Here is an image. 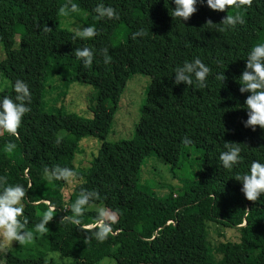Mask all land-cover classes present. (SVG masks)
I'll return each mask as SVG.
<instances>
[{
    "label": "trees",
    "instance_id": "obj_1",
    "mask_svg": "<svg viewBox=\"0 0 264 264\" xmlns=\"http://www.w3.org/2000/svg\"><path fill=\"white\" fill-rule=\"evenodd\" d=\"M70 3L79 11L71 12ZM101 3L113 7L119 19L98 18L94 9ZM65 4L69 13L61 16ZM175 7L174 0H0V82L5 85L0 99L15 100L17 79L31 92V112L18 136L0 134V176L27 189L20 219L27 217L28 230L34 232L48 203L56 206L49 231L34 232L44 239L23 250H8L4 264H99L106 257L117 264H264V195L248 201L242 183L234 179L247 173L253 161L264 163V129L245 127L250 93H241L238 83L249 51L264 43V0L224 12L198 0V11L187 21L174 20L170 11ZM227 14H239L244 23L224 33L204 26L209 19L220 23ZM45 26L51 30L44 32ZM73 26H93L98 35L73 39ZM140 29L147 35L133 39ZM84 47L94 51L89 68L73 54ZM104 48L111 56L107 64ZM197 57L211 69L207 86L199 88L195 77L191 86L176 85L175 69ZM223 73L224 82L216 79ZM135 74L150 81L132 138L102 142L89 166L78 167L79 142L108 135L120 96ZM71 83L96 91L90 99L91 118L47 106L48 89H58L56 98H63ZM184 137L192 143L185 146ZM8 142L16 145L11 153L5 150ZM225 142L240 144V162L232 169L219 160L227 150ZM151 158L160 159L181 184L178 194L156 186L152 178L143 181V167ZM184 165L191 176L177 174ZM56 166L77 172L72 187L44 172ZM82 189L100 194L89 205L117 213L115 234L103 243L86 240L91 232L60 223L72 214ZM33 201H40L39 206L33 207ZM88 206L81 217L85 225L94 224L98 214ZM208 223L236 230L238 240L212 243ZM50 252L64 261L48 259Z\"/></svg>",
    "mask_w": 264,
    "mask_h": 264
},
{
    "label": "clouds",
    "instance_id": "obj_2",
    "mask_svg": "<svg viewBox=\"0 0 264 264\" xmlns=\"http://www.w3.org/2000/svg\"><path fill=\"white\" fill-rule=\"evenodd\" d=\"M201 4L205 0H199ZM176 7L170 11V15L175 19L182 21L189 20L197 11L198 0H174ZM253 0H206L207 6L219 12L228 11L229 8H239L243 6L251 7ZM70 11L78 12V5L70 3ZM98 18L104 19H119L116 10L104 4H98L94 9ZM69 13V4L60 7L58 14L67 16ZM244 20L239 14H227L225 18L218 24L213 23L209 19L204 26L215 28L216 31L224 33L229 29H234L238 24H243ZM51 29L48 26L43 28L44 32ZM73 39H90L98 35L97 30L93 26L74 27L72 29ZM147 32L140 29L133 33V39L146 36ZM74 56L81 60L84 68H89L93 64L94 51L88 47L76 48ZM101 55L104 57V63L111 62V56L108 54V49L101 50ZM246 68L238 78V83L241 85L239 91L241 93H250L245 101L248 119L244 122L245 127L251 128L253 131L257 127L264 129V43L254 45L248 53ZM211 73V69L201 61L200 58H195L193 61H185L183 66L175 69V84L179 85L182 82L188 86L195 82L199 88L207 86L206 78ZM216 79L225 81V74L216 76ZM15 92V100L9 96L0 99V134L8 133L12 136H18V129L21 127L24 116L31 112L28 106L31 103V92L29 86L20 79H17L13 85ZM59 145L60 140L56 141ZM183 143L188 146L192 143L190 138L184 137ZM239 143L225 142L226 151H223L219 160L225 169H232L240 162L241 148ZM16 148L14 143L8 142L5 150L11 153ZM44 172L50 178L55 180H63L71 182L77 176V172L71 168L56 166L53 169L45 168ZM236 181L242 183L241 191L246 199L251 202H256L264 195V163L253 161L250 169L243 175H236ZM31 187V185H29ZM27 189L21 184H9L6 176H0V255H6L8 248L13 242H18L20 246H25L34 239V232L46 234L49 231L48 225L54 219L56 206L48 203L47 210L43 213L42 218L35 224L34 232L28 230L29 223L27 217L24 216V207L22 201L26 196ZM100 198V194L95 190L82 189L78 198L71 205V215H65L61 218L60 223H70L77 226L81 231L91 232L92 235L86 240L95 239L103 243L110 234H115L112 225L118 220L117 213L110 209L101 208L94 224L85 225L82 223L81 217L84 215L85 206H88L95 200ZM40 201H33L32 206L38 207ZM49 258L54 256L53 253L48 254ZM45 264H48L47 260ZM100 264H109L108 258H104Z\"/></svg>",
    "mask_w": 264,
    "mask_h": 264
},
{
    "label": "rangeland",
    "instance_id": "obj_3",
    "mask_svg": "<svg viewBox=\"0 0 264 264\" xmlns=\"http://www.w3.org/2000/svg\"><path fill=\"white\" fill-rule=\"evenodd\" d=\"M62 26H64L62 21ZM76 27V26H75ZM74 26L72 27V29ZM3 56V50L0 46V58ZM1 79V78H0ZM150 81L148 76L142 74H135L131 76L124 88L123 93L120 96L118 108L114 115V121L108 135L103 139H96L93 137H84L80 143V152L76 154L75 162L78 167L86 169L92 157L97 153L98 148L102 142H115L118 140L131 139L134 132V124L137 123L140 117V106L145 100V89ZM56 82L55 84H58ZM7 85V84H6ZM5 89V85L0 82V91ZM46 94V104L48 107H60L62 106L66 112H74L80 116L91 118L93 116L92 111L89 109L91 106L90 99L95 95V90L85 84L71 83L67 89L65 96L56 98L58 89H48ZM47 107V108H48ZM66 133H60L63 135ZM177 174L181 177L191 176V171L187 165L177 171ZM152 178L155 185L163 186L166 188L174 189V195L178 194L180 183L176 179H172L168 173L166 166L158 158H151L143 167V181ZM76 181L72 179L69 185L72 187ZM105 208L103 205L91 204L88 206L90 210H99ZM106 209V208H105ZM208 237L212 243H218L224 240L237 241L238 233L234 229L224 228L216 223H208ZM41 235L34 236V239L27 243L25 246H20L18 242H13L8 250L17 251L22 247H30L36 243H39ZM42 250L46 251L45 246L41 247ZM53 253L52 259L56 262L64 261L63 257L56 252ZM49 254V253H48ZM109 264H117L113 259L108 258ZM5 263V255H0V264ZM100 264V263H99Z\"/></svg>",
    "mask_w": 264,
    "mask_h": 264
}]
</instances>
